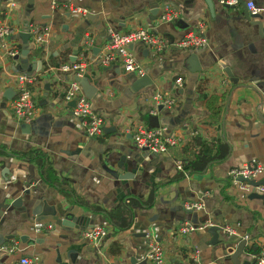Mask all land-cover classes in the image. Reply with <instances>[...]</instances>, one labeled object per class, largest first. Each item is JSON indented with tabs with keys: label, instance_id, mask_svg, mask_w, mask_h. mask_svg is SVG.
Wrapping results in <instances>:
<instances>
[{
	"label": "crops",
	"instance_id": "obj_1",
	"mask_svg": "<svg viewBox=\"0 0 264 264\" xmlns=\"http://www.w3.org/2000/svg\"><path fill=\"white\" fill-rule=\"evenodd\" d=\"M242 1L245 8L233 0L226 1L228 8L220 0H0V17L12 31L0 40V264H17L20 257H37L38 264H146L150 240L163 247L166 264H192L194 252L199 264H233L243 239L238 260L251 262L264 247V202L253 196L254 189L229 179L228 172L246 163L264 165V34L247 18V3L262 10L264 0ZM68 4L90 17L63 10ZM165 4L178 13L174 23L158 21ZM199 24L205 25L208 46L196 52L172 46L156 55L139 44L130 47L152 82L139 92L132 89L135 75L97 63L109 41L108 28L143 27L177 42ZM33 25L48 28L49 36L40 45L33 36L28 43L27 61L34 68L40 62L41 71L32 73L37 80L30 87L36 116L24 128L9 107L16 96L14 80L24 75L11 54L20 53L18 34ZM71 60L86 63L82 77L97 89L90 102L108 130L100 137L88 138L64 101L75 76L60 67ZM178 77L180 88L174 86ZM7 89L14 92L11 100L2 96ZM156 92L174 105L151 113ZM147 115L169 134H183L182 143L157 156L136 150L132 132L139 124L148 127ZM221 143L229 146L225 160L197 173L177 170L194 160L201 144L216 152ZM29 153L46 156L68 190L46 183L34 161L22 158ZM153 189L149 206L135 203H145ZM127 198L134 201L128 205L131 222L119 229L106 214L118 217ZM202 198L203 210L194 211L197 221L225 226L217 245H209L206 228L177 232L180 224L191 223L179 206ZM15 200H21L19 207H12ZM80 217L82 225L93 219L92 226L105 228L107 236L97 245L89 243L82 226L72 228V218Z\"/></svg>",
	"mask_w": 264,
	"mask_h": 264
},
{
	"label": "built area",
	"instance_id": "obj_2",
	"mask_svg": "<svg viewBox=\"0 0 264 264\" xmlns=\"http://www.w3.org/2000/svg\"><path fill=\"white\" fill-rule=\"evenodd\" d=\"M235 3V1L233 0ZM53 7L56 6L52 3ZM63 10L74 12L75 14L86 16L87 12L80 8L74 7L71 4L62 5ZM247 10L251 15L264 12V9L259 10L252 2L247 3ZM178 19V13L168 4L161 8V13L158 18L160 23H174ZM10 25L0 17V40H5L11 35ZM109 41L105 47V52L98 58L97 63L102 67L118 66L124 74L135 75L137 78L146 75L145 70L135 60L130 49L131 46L139 44L158 55L165 52L169 47H177L188 52H196L208 46V40L205 34V25L199 24L197 27L187 30L184 35L177 41H170L163 35L155 34L153 31L143 27H137L127 32L115 31L108 28ZM28 33L33 36L34 42L38 45L44 43L49 36L48 28L33 25L28 29ZM87 44L90 42L87 41ZM12 53L11 55H16ZM86 69L84 61H76L63 64L60 70L64 73H72L75 77H82ZM35 76L19 75L14 80V89L16 96L10 102V112L14 120L19 123L30 124L37 112V105L33 98L30 87L36 82ZM182 78L174 80V86L180 88L182 86ZM76 100L75 106L71 108V113L74 119L79 122V125L88 138L100 137L104 132L105 120L96 111L93 110L91 102L83 95L79 84L71 81L64 94V101L71 102ZM153 105L151 113L158 107H172L174 103L167 98L163 93L156 92L151 97ZM154 110V111H153ZM193 137L192 131L188 134ZM183 141V134L178 132L168 133L166 127L149 128L139 124L132 132V143L136 150L142 151L146 149L149 153L166 154L170 149L179 146ZM177 170L183 171L181 166H177ZM264 174V165L259 163H246L240 167L231 169L228 172V178L238 182L240 178L245 180H258ZM242 184V183H240ZM260 193H264V187L256 188ZM207 194H203L205 198ZM203 198L198 202L183 204V207L195 212L203 210ZM211 225L201 224L194 227L190 222H184L179 225L177 232L180 235H185L197 229H204ZM50 228V227H48ZM84 238L91 244H99L106 236L107 230L101 226H95L84 233ZM7 251H12L13 248H5ZM192 264H199L197 261V253L191 255ZM146 264H166L163 247L150 240L148 250L145 256ZM17 264H38L37 257H20ZM249 264H264V247H262L255 255Z\"/></svg>",
	"mask_w": 264,
	"mask_h": 264
},
{
	"label": "water",
	"instance_id": "obj_3",
	"mask_svg": "<svg viewBox=\"0 0 264 264\" xmlns=\"http://www.w3.org/2000/svg\"><path fill=\"white\" fill-rule=\"evenodd\" d=\"M220 1H221V5L223 8H228V5L226 4L227 0H220ZM234 1H235V4L242 5L245 8V2H243L242 0H234ZM207 4L209 5V9H211L210 4L208 2H207ZM246 12H247V10H246ZM87 17H90V16L87 15ZM247 18L249 20L253 19L252 24L257 27L260 34L261 33L264 34V16H263L262 12L257 13L255 15H251L249 12H247ZM153 19H155V18H152V20ZM18 36L21 40L22 50L20 51L19 54H16L12 57L13 61L19 62L20 66H17V70H21V72L27 76L32 75V73L35 71L40 72L41 71V63L40 62H37L36 67L34 68L32 66V64L27 61V56L29 53L28 43H29V40L31 39V35L28 32H20L18 34ZM71 61L75 62L74 60H71ZM225 73L230 79H232V74L228 70H225ZM74 81L79 84L83 95L89 101H91L94 98V96L96 95L97 89L89 83V81L87 80L86 77H75ZM232 82L236 83V80H233ZM151 85H152V82H151L150 78L147 75H144L143 77L136 78V80L132 84V89L134 90V92H139L145 88L150 87ZM13 93H14L13 90L7 89L3 92L2 96L6 100H11L14 96ZM75 102H76V100L69 102L70 107L73 108L75 106ZM161 108L162 107H158L157 110L160 111ZM146 120H147L149 128H158L159 127L158 122H157V118H155L154 116L147 115ZM23 126H25L24 128H29V124H25ZM107 131L108 130H104L105 133ZM142 151L148 152L146 149H144ZM153 155L157 156L156 153H153ZM115 176H116V178H119V179H126L128 177L127 175H117V174ZM238 182L245 184L248 188H251V189H254L255 191H257V194L254 193L253 196L264 202V193H260L258 190H256V188L264 187V180L253 181V180H245V179L240 178L238 180ZM20 203H21V200H15L12 203V207H19ZM178 209L184 211L186 214L191 215V223L193 224L194 227H197L199 224H201L197 221V214L193 210L186 209L183 206L182 207L179 206ZM51 214L53 216L55 214V211L52 210ZM39 216H46V215L45 214H39ZM83 218L84 217H80L79 219L72 218V220H73L72 222H73V224H75L72 228H75L77 230V229L81 228V226H82L81 229L83 231H85L83 233H86L87 230H89L93 227L92 226L93 219L88 220L89 222L86 225H82L81 222H82ZM224 229H225V226L222 224L221 225H211V226L206 228V232L210 236L209 245H217L219 243V241L217 239L218 234H219V232H222ZM11 239H12L11 236L6 237L4 239V243L7 242L8 240H11ZM245 243H246V240L243 239L236 246V248L232 254V257H231V261L233 264H241L239 262L238 258L243 253Z\"/></svg>",
	"mask_w": 264,
	"mask_h": 264
},
{
	"label": "trees",
	"instance_id": "obj_4",
	"mask_svg": "<svg viewBox=\"0 0 264 264\" xmlns=\"http://www.w3.org/2000/svg\"><path fill=\"white\" fill-rule=\"evenodd\" d=\"M229 153V146L226 143H221L218 145V150L216 152H212L211 148L209 147H203V145H200V149L194 156V160L185 164H182V168H185L183 171H180L184 173L186 170L189 173H197L204 171L208 168L209 164L214 162H221L226 159ZM23 159L27 161H34V163L39 167L40 169V175L42 179L48 183L49 185L55 186L60 191H67V187L65 186V182H58L56 178L54 177L49 161L46 156H44L41 153H29L27 155L22 156ZM154 189L150 192L148 199L145 203L136 202V204L149 206L152 203L153 200V194ZM134 201L131 199H125L123 201V206L121 213L118 217H114L111 214H106V217L109 219L111 224H113L115 227H119V229H127L131 222V215L129 211V206ZM129 203V204H128ZM89 209V208H88ZM120 209V206H119Z\"/></svg>",
	"mask_w": 264,
	"mask_h": 264
}]
</instances>
